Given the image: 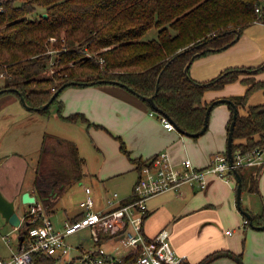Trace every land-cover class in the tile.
<instances>
[{
  "label": "trees",
  "instance_id": "trees-1",
  "mask_svg": "<svg viewBox=\"0 0 264 264\" xmlns=\"http://www.w3.org/2000/svg\"><path fill=\"white\" fill-rule=\"evenodd\" d=\"M256 22L264 23V0H0V77L4 78L0 97L14 93L21 102L25 100L30 111L47 116L52 105H58V116L64 121L104 129L83 113L64 116L61 94L70 87L119 86L132 89L159 118L168 116L183 135H193L204 128L208 107L214 102H204L205 93L241 80L247 86L245 94L229 98L238 108L233 154L237 150L251 152L264 146V103L248 104L254 93L264 90V81L255 77L264 73V63L227 68L209 81L195 80L190 71L185 74V68L196 59L227 50ZM153 28L158 29L157 38L143 40ZM52 62L54 74L50 73ZM59 91L49 108L40 110ZM154 95L161 114L141 98ZM227 105L231 111L229 135L234 107ZM116 139L139 172L149 159L132 158L124 140ZM85 164L73 142L45 134L34 182L45 215L51 218L63 194L84 179ZM263 168L249 178L252 193L260 195ZM244 170H237L243 189ZM262 200V212L252 214L256 227L264 226ZM130 201L132 196L122 204ZM25 216L29 218L28 211ZM82 217L84 214L70 221ZM244 220L248 221L245 216ZM246 225L252 227L250 221ZM19 231L21 250L20 238L28 240L29 227ZM225 255L244 264L242 254L228 251L213 253L199 264H212ZM34 262L58 264L59 259L36 254Z\"/></svg>",
  "mask_w": 264,
  "mask_h": 264
},
{
  "label": "crops",
  "instance_id": "crops-1",
  "mask_svg": "<svg viewBox=\"0 0 264 264\" xmlns=\"http://www.w3.org/2000/svg\"><path fill=\"white\" fill-rule=\"evenodd\" d=\"M262 63H264V23L256 22L247 28L238 42L229 49L196 59L190 67V75L197 81H209L216 78L227 68L257 67ZM255 77L257 80L264 81V73ZM246 89L247 86L239 80L227 84L222 89L207 91L204 102L209 104L218 99L242 96L245 94ZM63 94L61 100L66 108L65 116L83 113L91 123L106 126L116 136L124 140L134 159L138 158L146 161L158 153L166 151L174 164H180L183 160L189 158L198 168H206L217 154L227 153V125L231 116L227 104L217 105L210 115L207 132L199 138H193L183 135L177 130H167L159 117L151 115L152 111L149 107L122 87L113 85L70 87ZM263 103L264 90H260L251 96L248 104ZM64 122L70 125H85L82 122ZM63 136L66 135L63 134ZM13 168L7 167L5 169L12 170ZM117 168L114 177H120L129 172H135L137 175L132 191L121 195L125 200L132 196L139 172L130 160L129 167H120L119 165ZM7 172L8 174L0 179V191L7 196L9 201L15 203L16 210L23 219L25 214L20 213V210H25L26 213L30 208L29 204L23 202V195L29 192L36 197L35 185L33 183L30 186H25L22 182H18L17 185L11 187L8 184L11 172ZM97 179L99 182L101 180L105 182V178L97 177ZM109 179H113V177H109ZM260 180L259 184H262L264 190V168ZM92 182L94 181L91 180ZM237 187L236 177L227 182L213 176L209 179L207 189L202 190L198 185L186 184L178 191H170L156 196L173 193L178 198L170 196L160 203L151 204L149 209L147 205L149 218L144 223L145 235L148 238H154L161 231L168 230L171 242L177 252L187 256L192 264H199L207 256L220 251L238 253L239 250H235L239 247V244L235 242L242 239L244 235L255 237L256 231L260 230L246 225L248 221L245 222L243 214L237 208ZM86 188L91 189L89 186H86ZM98 189L101 190V187ZM94 190L95 187L92 189V193L96 197L100 196L101 192ZM248 192L251 193L249 187ZM104 193L109 196L114 192L111 193L106 188ZM243 208L246 207L243 206ZM105 209L106 207L101 210ZM249 212L256 215L260 214L262 210L260 212ZM81 214H83V211L77 215L69 216L63 223ZM230 220L233 231L227 228L226 222ZM229 231H231V234L227 233ZM237 232H241L238 237L235 236ZM18 251L17 249L7 257L0 256V259L9 258ZM223 257L230 259L229 255ZM227 259L216 261L213 264H228Z\"/></svg>",
  "mask_w": 264,
  "mask_h": 264
},
{
  "label": "built area",
  "instance_id": "built-area-1",
  "mask_svg": "<svg viewBox=\"0 0 264 264\" xmlns=\"http://www.w3.org/2000/svg\"><path fill=\"white\" fill-rule=\"evenodd\" d=\"M51 40L55 41L54 38ZM51 65L50 73L54 74L55 64L52 62ZM151 115L155 114L152 112ZM160 120L167 130H176L167 117L162 116ZM233 156V164L225 153L217 154L208 167L198 168L189 158L174 164L168 152H160L140 169L132 201L123 205V198L114 192L106 199V209L97 211L92 190L86 188L87 197L81 202L84 217L66 221L62 229H57L51 218L45 215L41 204L37 201L29 204V218L24 215L22 219L29 224L26 226L29 227V238L24 239L17 253L0 259V264H36V254L58 258V264L61 261L66 264H190L188 257L179 254L173 246L168 230L161 231L154 238L145 235L147 202L160 194L178 191L186 184L198 185L204 190L213 176L229 182L233 170L264 166V146L251 152L237 150ZM85 230H88L89 237L83 238L78 245L69 242L70 237ZM227 233L231 234V231ZM90 241L98 247H85L84 243ZM103 241L116 244L115 253L105 249L101 245Z\"/></svg>",
  "mask_w": 264,
  "mask_h": 264
},
{
  "label": "rangeland",
  "instance_id": "rangeland-1",
  "mask_svg": "<svg viewBox=\"0 0 264 264\" xmlns=\"http://www.w3.org/2000/svg\"><path fill=\"white\" fill-rule=\"evenodd\" d=\"M157 36L158 29L153 28L146 33L143 40L156 39ZM3 79L0 77V83ZM63 95L62 93L60 99L63 98ZM25 109L19 97L14 93H5L0 97V179L5 177L8 174L7 171H9L11 172V178L8 180L9 186L17 185L18 182H22L25 186L32 185L37 177L36 170L40 161L41 143L45 134L56 135L58 138L73 142L78 148L80 157L85 159L84 172L86 176L84 180L80 183H75L72 188H69L63 194L56 213L51 216V220L57 229H62L63 222L69 216L77 215L83 211L81 202L87 197L86 186L91 187V190L95 187V190L101 192L100 196L97 197L94 193L91 194L96 203L97 210L106 207V198L108 197L107 193H104L106 188L111 193L118 191L120 196L132 191L137 177L135 172L125 173L120 177L113 176L117 173L119 165L120 167H129V158L121 152L116 134L110 129L106 126L102 129L92 128L94 126L88 128L82 124H67L58 116V105H52L49 116ZM65 111L66 108L64 107L62 111L64 116ZM156 117L158 116L156 115ZM92 124L95 123L92 122ZM63 134L66 136H63ZM7 167L14 168L12 170L5 169ZM258 170L259 167H249L244 170L246 186L243 189L244 192H242V204L247 208L245 210L251 212H260L263 207L262 197L264 199V190L262 184L260 183V195L248 192L249 178L251 174H256ZM97 177L105 178V182H102V180L99 182ZM109 177H113V179H109ZM91 180L96 184L92 182L94 187ZM99 187H101V190L98 189ZM170 196L178 198L173 193H170L153 198L152 200L150 199L147 202L148 209L151 204L160 203ZM4 197L7 198L5 195ZM24 211L20 210V213L24 215ZM148 216L149 213L147 214ZM226 224L227 228L233 231L230 225L232 224L231 220L226 222ZM146 225L148 226L147 222ZM256 232L255 237L244 235L242 239L235 242L239 244V247L235 251L239 250V252H234L236 255L242 254L244 264H264V249L262 250L264 247V231ZM240 234L241 232H237L235 236L238 237ZM19 236L20 231L7 222L0 213V256L7 257L12 252L17 251ZM85 237H89L88 230L70 237L69 242L78 245ZM101 245L110 252L115 253L114 248L116 244L103 241ZM84 246L87 248L98 247L97 244L91 241L85 242ZM222 259L227 258L219 257L213 263ZM227 261L229 262L228 264H238L235 258L230 257ZM60 264H66V261H61ZM190 264L192 263L190 262Z\"/></svg>",
  "mask_w": 264,
  "mask_h": 264
},
{
  "label": "water",
  "instance_id": "water-1",
  "mask_svg": "<svg viewBox=\"0 0 264 264\" xmlns=\"http://www.w3.org/2000/svg\"><path fill=\"white\" fill-rule=\"evenodd\" d=\"M44 17H47V14H45ZM198 55L199 54H197L196 56H198ZM191 65H192V62H190L186 66V68H185V74L186 75H189V71H190ZM116 84H119V83H116ZM119 85H121V84H119ZM125 88H127V87H125ZM127 90H129L130 92L133 93L132 89L127 88ZM60 91L56 92L54 94V96L52 97V100L49 103H47L46 105H44L40 110H45V109L49 108L51 102L59 95ZM158 91H159V83L157 85L155 95L158 93ZM2 93H4V90L0 91V94H2ZM155 95L152 96V97H141V98L143 100L148 101L150 103L151 107L157 113L161 114L160 110L158 109L157 105L154 102ZM22 102H23V106L27 110H29V111L32 110V108L27 105V103L25 102L24 99H22ZM220 104H229V105H232L234 107V121H233V123L231 124V127H230V131H229V135H228V143H227V155H228V158L230 160V163L233 164V161H234L233 141H234V130H235L236 118H237V115H238V108L236 107V105L234 104V102L232 100H230V99H218V100H215L213 102V104H211L208 107V110H207V113H206V118H205V126L202 129V131L200 133H198V134H193V135L186 134V136L198 137V136L204 135L207 132V130H208L211 111L213 110L215 105H220ZM165 117H167L173 123L175 129L178 132H180L181 134L183 133V131L176 125V123L173 120H171L168 116H165ZM233 172H234V174H235V176L237 178V182H238V187H237V208H238V210L243 214V216H245L248 219V221H250L252 228H254L256 230L263 231L264 230V226H261V227L254 226L253 225V215L249 211H247V210H245L243 208V205H242V192H243L242 178H241V176H240V174L238 173L237 170H233ZM22 200H23V202L25 204H33V203H35L37 201L36 197L32 196L29 192H26L23 195ZM0 213L3 215V217L6 219V221L9 222L11 225H13L16 229H23L26 226H29V224L26 223L24 220H22V218L20 217L19 213L16 210L15 203L12 202V201H9L6 197H4V195L2 194L1 191H0ZM24 239L25 238L23 236L20 238V241H21L20 242V247H22Z\"/></svg>",
  "mask_w": 264,
  "mask_h": 264
}]
</instances>
